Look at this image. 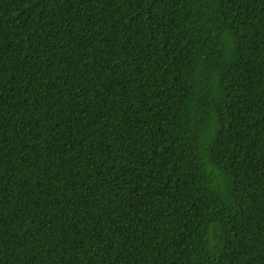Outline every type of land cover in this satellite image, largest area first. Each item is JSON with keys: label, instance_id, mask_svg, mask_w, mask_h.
<instances>
[{"label": "trees", "instance_id": "16d2710c", "mask_svg": "<svg viewBox=\"0 0 264 264\" xmlns=\"http://www.w3.org/2000/svg\"><path fill=\"white\" fill-rule=\"evenodd\" d=\"M0 264H264V0H0Z\"/></svg>", "mask_w": 264, "mask_h": 264}]
</instances>
